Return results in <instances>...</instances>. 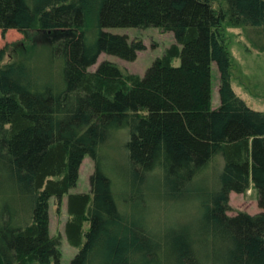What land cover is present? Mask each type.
<instances>
[{
	"label": "trees",
	"instance_id": "16d2710c",
	"mask_svg": "<svg viewBox=\"0 0 264 264\" xmlns=\"http://www.w3.org/2000/svg\"><path fill=\"white\" fill-rule=\"evenodd\" d=\"M95 1L89 42L87 0H0L2 31L74 32L51 47L58 79L37 85L23 61L0 65V264H59L47 207L64 195V234L78 247L65 264H264V112L235 94L225 35V25L264 28V0ZM137 27L174 37L143 75L107 60L89 69L101 53L134 61L141 42L106 29ZM115 136L120 191L107 162ZM85 156L90 190L69 193ZM148 180L167 200L205 180L190 204L200 227L146 217L160 206ZM250 185L262 210L228 214L229 194Z\"/></svg>",
	"mask_w": 264,
	"mask_h": 264
},
{
	"label": "rangeland",
	"instance_id": "374dc122",
	"mask_svg": "<svg viewBox=\"0 0 264 264\" xmlns=\"http://www.w3.org/2000/svg\"><path fill=\"white\" fill-rule=\"evenodd\" d=\"M85 32L87 39L92 42L95 37V12L96 1L87 0ZM109 32L115 34H126L129 41L141 42L142 49L137 52L134 61H126L116 56L101 53L95 64L90 66V70L96 69L101 61L107 60L114 63L120 69L127 73L143 75L145 70L151 65L153 60L161 56L171 43L174 37L171 32H162L156 27H137V28H108ZM73 31H36L30 30L20 33L15 29L6 31L0 30V49L5 47L6 54L0 60V65L12 62L23 61L25 67L32 72V82L37 85L46 83L51 79H58L59 65L51 59V47L57 41L73 34ZM226 44L231 56V86L237 96H239L250 108L264 112V28L245 25L241 27L225 25ZM175 60L174 64H178ZM57 81V80H56ZM219 74L215 63L211 66V106L216 108L219 105L218 95ZM124 140L117 137L112 140L111 147H108V167L111 177L120 191L118 169L124 159L125 150L122 146ZM118 165V167H117ZM94 169V162L89 156H85L79 166L78 179L76 185L69 190V193L89 192V178ZM125 170V168H124ZM205 181V180H204ZM204 181L194 183L192 188L187 190L184 199H174L175 196H169L167 199H157L153 196H159L158 191L151 180L148 182V197H153V204L160 205L159 211H155L151 205V210L145 212L146 217H153L167 221L168 226L180 231L183 227L191 233V228L197 230L200 223L190 220L195 218L191 213V198ZM209 188V181L206 183ZM161 196V195H160ZM155 201V203H154ZM49 231L50 234L59 238L60 241V261L59 264L69 262L77 246L68 243L64 234V223L67 218L66 195L57 199L52 196L48 199ZM262 210L257 203V191L250 185L242 193L231 192L228 198V214L246 212L255 214ZM166 217V219L164 218ZM188 219L187 221H183ZM174 226V227H172ZM193 233V232H192ZM194 235V234H193ZM202 248V247H201Z\"/></svg>",
	"mask_w": 264,
	"mask_h": 264
}]
</instances>
